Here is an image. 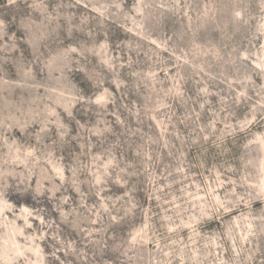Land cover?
<instances>
[{"label": "rangeland", "instance_id": "1", "mask_svg": "<svg viewBox=\"0 0 264 264\" xmlns=\"http://www.w3.org/2000/svg\"><path fill=\"white\" fill-rule=\"evenodd\" d=\"M0 264H264V0H0Z\"/></svg>", "mask_w": 264, "mask_h": 264}]
</instances>
